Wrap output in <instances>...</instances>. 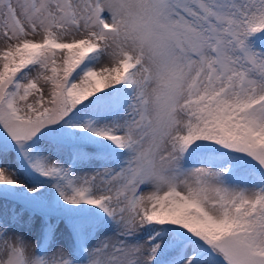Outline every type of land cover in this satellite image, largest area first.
<instances>
[{"label": "snow or ice", "instance_id": "snow-or-ice-1", "mask_svg": "<svg viewBox=\"0 0 264 264\" xmlns=\"http://www.w3.org/2000/svg\"><path fill=\"white\" fill-rule=\"evenodd\" d=\"M0 264H264V0H0Z\"/></svg>", "mask_w": 264, "mask_h": 264}]
</instances>
